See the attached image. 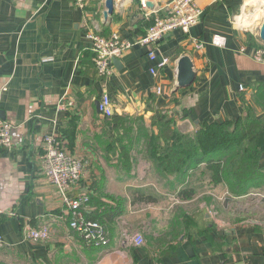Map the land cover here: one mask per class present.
<instances>
[{
    "label": "crops",
    "instance_id": "obj_1",
    "mask_svg": "<svg viewBox=\"0 0 264 264\" xmlns=\"http://www.w3.org/2000/svg\"><path fill=\"white\" fill-rule=\"evenodd\" d=\"M169 1L143 9L139 0H113L104 15L105 0H90L84 9L75 0H0V117L12 124V146L0 149V264H264V181L232 196L224 183H210L202 164L178 182L156 170L147 148L157 133L152 120L162 111L170 117L171 142L204 122L244 116L247 107L264 117V105L253 100L264 84V63L253 58L264 43L249 29L257 19L248 9L257 4L195 0L199 21L150 45L156 60L169 58L152 74L156 61L138 40L153 22L151 10ZM244 16L249 25L237 23ZM92 32L132 43L107 77L94 66ZM182 56L191 60L195 79L175 90ZM103 94L111 98L112 117L135 120L130 127L140 129L138 137L124 136L100 114ZM60 100L72 105L58 111ZM46 133L84 161L71 195L116 197L112 207L120 214L101 216L107 245L86 244L70 228L60 193L42 172ZM258 161L264 170V150ZM183 188L195 192L181 198ZM94 209L88 206L85 217ZM26 225L47 226L49 239L27 238ZM124 231H140L143 245L133 246Z\"/></svg>",
    "mask_w": 264,
    "mask_h": 264
},
{
    "label": "trees",
    "instance_id": "obj_2",
    "mask_svg": "<svg viewBox=\"0 0 264 264\" xmlns=\"http://www.w3.org/2000/svg\"><path fill=\"white\" fill-rule=\"evenodd\" d=\"M253 100L257 105H264V84L257 85ZM109 121L122 127L124 136H139L140 129L135 131L130 127L135 121L133 118L115 116ZM169 121L170 117L164 111L157 119L152 120L156 124L157 133L150 136L151 141L147 145L154 167L162 176L173 174L181 182L188 177L189 171L194 172L204 164L203 169L209 173L210 183H224L232 196L243 195L251 183L260 185L264 181V170L258 161L259 154L264 150V117L256 118L251 107H247L244 116L236 119L204 122L195 132L186 134L175 142L170 141ZM126 149V145L122 146V154L126 153ZM194 192V188H183L179 195L187 198ZM88 195L89 199L83 210L85 212L88 206H92L95 214L86 218L101 222V216L108 212L111 219L120 214V209L113 210L112 207L115 196L102 193Z\"/></svg>",
    "mask_w": 264,
    "mask_h": 264
},
{
    "label": "built area",
    "instance_id": "obj_3",
    "mask_svg": "<svg viewBox=\"0 0 264 264\" xmlns=\"http://www.w3.org/2000/svg\"><path fill=\"white\" fill-rule=\"evenodd\" d=\"M90 0H75V4L80 9H84ZM156 0H139L140 6L147 9V3ZM200 10L195 0H170L163 9H153L154 14L152 24L146 30L145 35L140 37L138 43L147 46V57L156 61V68H151L150 72L154 74L157 68H163L168 64L169 58L162 57L156 60L157 54L155 48H149L150 45L158 44L166 34L179 29L187 32L190 27L199 21ZM88 39L91 41V50L93 52V63L99 76H109L113 70V59L119 58L127 49L132 46L131 42L121 40L117 35L103 37L98 33H88ZM224 38H221L219 44H223ZM253 58L256 61L264 63V48H258L253 52ZM242 89V86H240ZM160 93V89H156ZM72 105L71 101L60 100L57 104V110L62 111ZM98 109L102 116L111 118L113 116V107L111 98L103 94L98 102ZM11 122L0 117V149L10 148L12 146ZM42 172L52 185L60 193L62 204L69 213V226L76 231L80 238L86 244L107 245L108 237L104 227L96 220L85 217L84 206L88 202V193H78L71 195L68 191L73 188L81 179L84 161L77 156L69 153L61 144V141L52 133H46L42 136ZM25 235L34 241H46L49 239V229L47 226L34 228L25 226ZM125 238L135 247H140L144 243L142 233L128 234L124 231Z\"/></svg>",
    "mask_w": 264,
    "mask_h": 264
},
{
    "label": "water",
    "instance_id": "obj_4",
    "mask_svg": "<svg viewBox=\"0 0 264 264\" xmlns=\"http://www.w3.org/2000/svg\"><path fill=\"white\" fill-rule=\"evenodd\" d=\"M151 3H147L150 6ZM114 2L113 0H105V11L104 15L111 14L113 11ZM259 38L264 43V21L262 22L259 29ZM113 63L117 65L120 63L118 58L113 59ZM195 79V72L193 70V64L189 57L182 56L177 63V76L175 90L188 87ZM98 106V102L96 103Z\"/></svg>",
    "mask_w": 264,
    "mask_h": 264
},
{
    "label": "bare ground",
    "instance_id": "obj_5",
    "mask_svg": "<svg viewBox=\"0 0 264 264\" xmlns=\"http://www.w3.org/2000/svg\"><path fill=\"white\" fill-rule=\"evenodd\" d=\"M263 1L264 0H251V3L257 4L256 5V11H255L256 13H255V15H253L254 19H257L262 15L264 16V8L259 7V5H261V4L263 5ZM258 3H260V4H258ZM249 21L250 20H248V18L246 16L237 19V23L239 25H246V24L249 25L250 24Z\"/></svg>",
    "mask_w": 264,
    "mask_h": 264
},
{
    "label": "rangeland",
    "instance_id": "obj_6",
    "mask_svg": "<svg viewBox=\"0 0 264 264\" xmlns=\"http://www.w3.org/2000/svg\"><path fill=\"white\" fill-rule=\"evenodd\" d=\"M255 7H249V9H248V11H252V13H255ZM262 21H264V16L262 15V16H260L259 18H257V20L254 22V24H253V26L252 27H249V29H251L252 30V33L254 34H256V35H258V32H259V25L262 23ZM184 180H186V179H184ZM177 197V196H176ZM176 197H174L173 198V200L174 201H177L178 200V198H176ZM212 212V211H211ZM212 214V213H211ZM97 221V220H96ZM99 223H101L100 221H98ZM102 224V223H101ZM137 233L139 232V233H141L140 231H136ZM135 231L134 232H130V234H134V233H136ZM143 235V234H142ZM143 239H144V237H143ZM144 241H145V239H144ZM146 242H148V240H146Z\"/></svg>",
    "mask_w": 264,
    "mask_h": 264
}]
</instances>
